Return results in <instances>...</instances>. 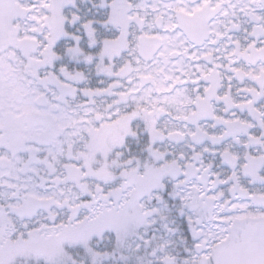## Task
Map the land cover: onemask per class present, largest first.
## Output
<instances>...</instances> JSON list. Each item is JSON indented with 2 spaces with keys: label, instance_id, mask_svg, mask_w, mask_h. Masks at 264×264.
Listing matches in <instances>:
<instances>
[{
  "label": "snow or ice",
  "instance_id": "1",
  "mask_svg": "<svg viewBox=\"0 0 264 264\" xmlns=\"http://www.w3.org/2000/svg\"><path fill=\"white\" fill-rule=\"evenodd\" d=\"M0 264H264V0H0Z\"/></svg>",
  "mask_w": 264,
  "mask_h": 264
}]
</instances>
